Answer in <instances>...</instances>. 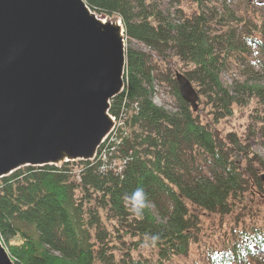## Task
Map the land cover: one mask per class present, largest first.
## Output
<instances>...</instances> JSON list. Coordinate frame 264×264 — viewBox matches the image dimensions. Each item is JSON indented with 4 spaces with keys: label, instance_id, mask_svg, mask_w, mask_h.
<instances>
[{
    "label": "trees",
    "instance_id": "obj_1",
    "mask_svg": "<svg viewBox=\"0 0 264 264\" xmlns=\"http://www.w3.org/2000/svg\"><path fill=\"white\" fill-rule=\"evenodd\" d=\"M175 1L170 18L157 0H84L119 17L127 36L124 89L109 107L118 126L92 161L26 166L0 178V240L15 264H172L198 242L203 218L213 217L220 242L204 244L195 264H264V203L247 199L263 196V164L247 139H224L203 124L175 77L130 45L178 58L216 121L255 99L254 132L264 138V84L252 77L228 88L221 80L230 65L256 73L250 57L264 55V19L238 14L231 4L240 0H189L186 8ZM155 81L170 84L175 111L153 103ZM137 189L146 207L134 201Z\"/></svg>",
    "mask_w": 264,
    "mask_h": 264
},
{
    "label": "water",
    "instance_id": "obj_2",
    "mask_svg": "<svg viewBox=\"0 0 264 264\" xmlns=\"http://www.w3.org/2000/svg\"><path fill=\"white\" fill-rule=\"evenodd\" d=\"M126 39L119 17L84 0H0V178L95 159L115 127ZM175 79L196 110L191 83ZM0 264H15L1 240Z\"/></svg>",
    "mask_w": 264,
    "mask_h": 264
},
{
    "label": "rangeland",
    "instance_id": "obj_3",
    "mask_svg": "<svg viewBox=\"0 0 264 264\" xmlns=\"http://www.w3.org/2000/svg\"><path fill=\"white\" fill-rule=\"evenodd\" d=\"M157 1L158 4L162 6L163 10L170 15V18H173L175 16L174 10L178 7V4H175L177 3L175 0H157ZM189 5H190L189 0H184L185 8L188 7ZM231 7L234 8V10L238 14L241 15L247 14L250 17L251 16L254 17L253 19L255 21H258V23H260L262 19H264V0L262 2L249 0V3L245 0H240L239 2L232 3ZM130 45L139 48L141 50L150 52L153 57V64L159 69V71H163L165 74L172 75L173 77H175L176 72L183 73V69L185 68V65L182 62H180L178 58L171 57V58H167L166 60H161V58L157 57L156 54L151 52L147 47H145L141 43L132 41ZM260 54L261 53H257L251 55L250 57V61H251L250 63L253 66L252 70L256 72L254 75L250 73L251 72L250 70V72H248L249 74L248 77L247 74L242 73L241 70H238L235 66L230 65L226 71H223L221 73V80L223 84L226 85V87L230 88L235 80L248 81V80H252L253 79L252 77L257 78V80L253 82L264 84V78H262V76H264V73L261 71L258 63L259 60L264 62V55H260ZM152 101L156 106L162 107L167 111L170 112L175 111L176 99L172 94L170 84L167 82L155 81ZM193 111L199 115L203 124L211 128L215 132V134L219 135L220 137L225 139L230 134L234 133L235 135L241 137L242 139H247L248 145L250 146V151H252L255 158L259 159L264 166V138H261L258 132L257 133L254 132L257 129V127L260 126L259 117L261 116L259 115L261 112V108L255 99L251 100L245 105L234 106L232 114L230 116L217 121L213 113L211 112L209 105L206 104V99L202 98L201 96H198V99L196 101V110ZM115 122H116L115 127L112 130L111 134L115 132L118 126V122L117 121ZM77 162L79 161L78 160L75 161V163ZM259 173L261 175L262 174L264 175V170L262 169V171H260ZM263 186H264V182H263ZM252 189H255L254 190L255 192L257 191V189L251 185V191ZM262 195H263L262 197L261 195L258 194L254 195V192L253 195L249 194L247 196V199L248 198L250 199V205L256 206L260 204L261 206H263L264 193ZM203 219H204L203 220L204 225L200 233V238L198 242L191 246L188 255L177 258L174 262L172 261V264H195V261L196 262L199 261L200 259L199 256H203V252H205L204 244L212 245L213 243L217 244V242L218 243L220 242L219 236L221 233L219 232V230H217V227L220 224L219 223L220 220L214 217L203 218ZM11 244L16 245L17 239L12 240Z\"/></svg>",
    "mask_w": 264,
    "mask_h": 264
},
{
    "label": "clouds",
    "instance_id": "obj_4",
    "mask_svg": "<svg viewBox=\"0 0 264 264\" xmlns=\"http://www.w3.org/2000/svg\"><path fill=\"white\" fill-rule=\"evenodd\" d=\"M133 198L134 201L141 206V208L147 206V200L143 189H137L136 192L133 194ZM152 239L155 240L156 237H153Z\"/></svg>",
    "mask_w": 264,
    "mask_h": 264
},
{
    "label": "built area",
    "instance_id": "obj_5",
    "mask_svg": "<svg viewBox=\"0 0 264 264\" xmlns=\"http://www.w3.org/2000/svg\"><path fill=\"white\" fill-rule=\"evenodd\" d=\"M105 157V156H104Z\"/></svg>",
    "mask_w": 264,
    "mask_h": 264
}]
</instances>
